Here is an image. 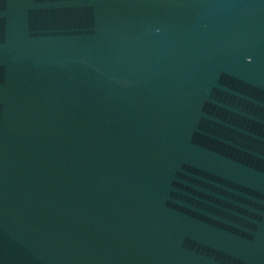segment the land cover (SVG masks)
Returning <instances> with one entry per match:
<instances>
[{
	"label": "water",
	"instance_id": "water-1",
	"mask_svg": "<svg viewBox=\"0 0 264 264\" xmlns=\"http://www.w3.org/2000/svg\"><path fill=\"white\" fill-rule=\"evenodd\" d=\"M0 264H264V0H0Z\"/></svg>",
	"mask_w": 264,
	"mask_h": 264
}]
</instances>
